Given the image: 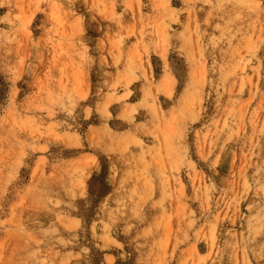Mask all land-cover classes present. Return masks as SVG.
<instances>
[{"label":"rangeland","instance_id":"374dc122","mask_svg":"<svg viewBox=\"0 0 264 264\" xmlns=\"http://www.w3.org/2000/svg\"><path fill=\"white\" fill-rule=\"evenodd\" d=\"M0 264H264V0H0Z\"/></svg>","mask_w":264,"mask_h":264}]
</instances>
